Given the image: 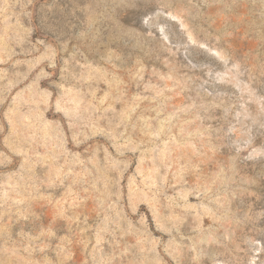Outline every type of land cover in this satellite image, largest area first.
<instances>
[{
	"label": "rangeland",
	"instance_id": "obj_1",
	"mask_svg": "<svg viewBox=\"0 0 264 264\" xmlns=\"http://www.w3.org/2000/svg\"><path fill=\"white\" fill-rule=\"evenodd\" d=\"M0 264H264V0H0Z\"/></svg>",
	"mask_w": 264,
	"mask_h": 264
}]
</instances>
